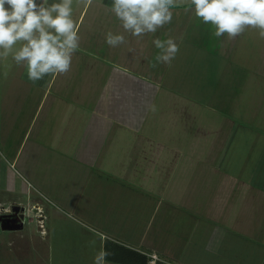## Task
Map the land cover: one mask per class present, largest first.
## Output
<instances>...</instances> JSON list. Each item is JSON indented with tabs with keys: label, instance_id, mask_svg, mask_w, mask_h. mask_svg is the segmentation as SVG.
Segmentation results:
<instances>
[{
	"label": "crops",
	"instance_id": "1",
	"mask_svg": "<svg viewBox=\"0 0 264 264\" xmlns=\"http://www.w3.org/2000/svg\"><path fill=\"white\" fill-rule=\"evenodd\" d=\"M110 4L74 0L80 46L67 73L33 83L10 57L0 62V76L6 64L15 72L16 95L24 88L31 98L13 99L16 117L32 103L14 163L24 168L30 160L34 183L48 180L50 198L81 215L102 248L157 254L170 264H264V145L256 144L264 134L241 117L264 120V46L254 64L233 65L235 50L214 46L213 26L177 7L157 32L124 33L126 43L113 48L105 34L122 29ZM157 37L180 45L170 65L155 59ZM198 55L206 64L195 69ZM40 166L51 172L39 176ZM116 252L107 260L123 264Z\"/></svg>",
	"mask_w": 264,
	"mask_h": 264
},
{
	"label": "rangeland",
	"instance_id": "2",
	"mask_svg": "<svg viewBox=\"0 0 264 264\" xmlns=\"http://www.w3.org/2000/svg\"><path fill=\"white\" fill-rule=\"evenodd\" d=\"M218 39L222 40V36ZM218 39L214 41V46L224 42L228 43L229 51L235 50L231 58L234 62L233 65L254 64L256 62V58L252 57L254 52L256 53L264 46V39L259 37L255 29H247L240 37L231 39V41L229 39L218 41ZM242 51H247V57L241 54ZM198 57L199 61L193 57L192 67L194 68L206 64L204 56L198 55ZM223 57L212 58V63H225ZM11 69L6 64L3 66L0 76V78L3 76L0 81L3 82L0 85V97L5 98V105L3 104V109L0 108V264H93V257L102 248L99 243L100 237L93 232L87 233L81 215L69 211V206L54 203L55 201L50 198L47 189L49 187L48 180L41 185L43 187L34 183L27 174L29 169L26 166L30 168L33 166L30 160L26 161L27 164L24 168L21 164L14 163V157L31 120L29 116H25L27 112H30L32 103L29 105L30 107L28 106L29 110L26 108L23 116L16 117L18 115L15 110L17 106L13 99L17 96V98L26 99L28 103L31 98L26 96L24 88H20L16 95L17 80L14 70ZM5 71L7 75L4 74ZM246 75L248 74L246 73ZM248 77L251 78L250 75ZM244 106L251 107V105ZM202 113L207 121L210 111L203 110ZM241 117L245 120L250 119V125L255 126L253 129H256V132L261 130L264 134V129L261 128L264 122L262 116L252 117L248 113L247 117L244 111ZM255 136L256 133L245 135L246 138L249 137V140L250 138L255 139ZM28 138L29 136L20 152L22 159H26L31 153L30 143L34 140V134L27 143ZM261 139L257 136L256 144H259L258 146L264 145V141L261 142ZM252 158L255 159V156L252 155ZM40 167L37 168L39 176L51 172L50 169ZM41 179L44 178L41 177ZM121 199L123 198H120V202H124V206H126V200ZM84 206L81 202L80 208H84ZM95 211L100 213L109 210L104 211L97 208ZM93 228L98 230L97 226ZM108 250L112 254L120 251L115 245H109ZM122 255L126 257L125 254L122 253Z\"/></svg>",
	"mask_w": 264,
	"mask_h": 264
},
{
	"label": "clouds",
	"instance_id": "3",
	"mask_svg": "<svg viewBox=\"0 0 264 264\" xmlns=\"http://www.w3.org/2000/svg\"><path fill=\"white\" fill-rule=\"evenodd\" d=\"M177 7L211 24L216 37L234 39L255 29L264 39V0H111L110 11L122 31H108L105 42L115 48L126 43L124 33L134 37L155 33L172 22ZM79 41L74 0H0V62L10 57L15 65L26 68L33 83L48 74L67 73ZM153 44L160 50L155 59L169 65L180 48L171 37L154 38ZM110 255L101 248L93 264H110Z\"/></svg>",
	"mask_w": 264,
	"mask_h": 264
},
{
	"label": "trees",
	"instance_id": "4",
	"mask_svg": "<svg viewBox=\"0 0 264 264\" xmlns=\"http://www.w3.org/2000/svg\"><path fill=\"white\" fill-rule=\"evenodd\" d=\"M108 247L109 246L106 247L107 250ZM120 250L121 251L117 252L116 256L119 257L118 260L123 264H147V257L145 255L124 248H120ZM122 253L125 254L126 257H123Z\"/></svg>",
	"mask_w": 264,
	"mask_h": 264
},
{
	"label": "built area",
	"instance_id": "5",
	"mask_svg": "<svg viewBox=\"0 0 264 264\" xmlns=\"http://www.w3.org/2000/svg\"><path fill=\"white\" fill-rule=\"evenodd\" d=\"M147 257V264H170L161 259L157 254H149Z\"/></svg>",
	"mask_w": 264,
	"mask_h": 264
},
{
	"label": "bare ground",
	"instance_id": "6",
	"mask_svg": "<svg viewBox=\"0 0 264 264\" xmlns=\"http://www.w3.org/2000/svg\"><path fill=\"white\" fill-rule=\"evenodd\" d=\"M42 223V222H41ZM42 227V226H41ZM42 234H44V233H42Z\"/></svg>",
	"mask_w": 264,
	"mask_h": 264
}]
</instances>
